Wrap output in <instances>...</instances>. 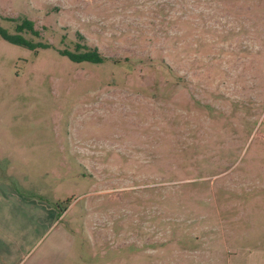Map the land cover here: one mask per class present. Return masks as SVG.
<instances>
[{
    "label": "rangeland",
    "instance_id": "1",
    "mask_svg": "<svg viewBox=\"0 0 264 264\" xmlns=\"http://www.w3.org/2000/svg\"><path fill=\"white\" fill-rule=\"evenodd\" d=\"M16 17L45 46L0 38V264H264V0H0Z\"/></svg>",
    "mask_w": 264,
    "mask_h": 264
},
{
    "label": "trees",
    "instance_id": "2",
    "mask_svg": "<svg viewBox=\"0 0 264 264\" xmlns=\"http://www.w3.org/2000/svg\"><path fill=\"white\" fill-rule=\"evenodd\" d=\"M13 22L12 31L7 32L4 28L0 27V38L10 44H15L24 47L29 50H34L36 47H44L43 43L38 41H32L31 39L25 38L22 33L27 32L32 36H37V30L32 27V22L24 17L6 18ZM77 38L78 34H76ZM60 55L65 56L72 62H88V63H99L103 58L96 52L93 47H87L82 43L74 42L72 50L61 49L57 50ZM56 208V205H54ZM63 209V208H62ZM57 214L59 211L56 209Z\"/></svg>",
    "mask_w": 264,
    "mask_h": 264
},
{
    "label": "crops",
    "instance_id": "3",
    "mask_svg": "<svg viewBox=\"0 0 264 264\" xmlns=\"http://www.w3.org/2000/svg\"><path fill=\"white\" fill-rule=\"evenodd\" d=\"M1 181H3L1 184L7 185V181L5 179H2ZM0 190H3V189L0 188ZM17 202H19V203H17V205L19 206L20 201L17 200ZM12 208H13L12 202H10V201L9 202H5V199H4L3 195L0 192V210H5V209L12 210ZM3 219L6 220L3 216L0 217V244H4L5 241H9V237L7 236L6 231H5V226H1V224L3 222ZM19 220H20V216H17L16 217V222L18 223ZM52 223H54V219L51 220L50 225ZM18 231H19L18 233L13 231V234H15L17 239L19 240L20 239L19 237L22 236V234H20V232L23 231V233H26L27 226H23V228H20V225H19V230Z\"/></svg>",
    "mask_w": 264,
    "mask_h": 264
}]
</instances>
